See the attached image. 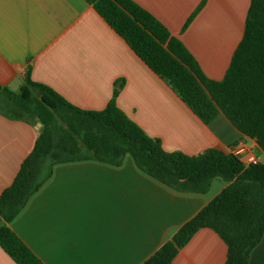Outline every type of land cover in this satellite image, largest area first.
Here are the masks:
<instances>
[{
	"label": "crops",
	"instance_id": "crops-1",
	"mask_svg": "<svg viewBox=\"0 0 264 264\" xmlns=\"http://www.w3.org/2000/svg\"><path fill=\"white\" fill-rule=\"evenodd\" d=\"M156 16L221 80L244 32L251 0H134ZM30 76L86 110L104 109L118 88V106L168 151L246 147L264 163L257 141L220 114L204 123L86 0H0V83L20 87ZM41 125L0 114V196L32 152ZM227 183L206 193L177 190L123 164L84 159L56 164L52 176L10 224L45 264H142ZM218 233L200 229L172 264H225ZM0 264H18L0 245ZM249 264H264V236Z\"/></svg>",
	"mask_w": 264,
	"mask_h": 264
},
{
	"label": "trees",
	"instance_id": "trees-1",
	"mask_svg": "<svg viewBox=\"0 0 264 264\" xmlns=\"http://www.w3.org/2000/svg\"><path fill=\"white\" fill-rule=\"evenodd\" d=\"M86 1L204 123L224 114L264 151V0H251L244 36L221 80L209 78L185 44L136 1ZM119 91L104 109L86 110L30 76L19 91L0 83V114L41 125L34 149L0 196L2 248L18 264H45L10 224L50 179L55 165L84 159L121 165L130 154L141 170L180 191L206 193L215 178L227 183L142 264H172L202 228L214 230L226 243L225 264H249L264 236V163L246 165L237 154L219 148L197 155L168 151L118 106Z\"/></svg>",
	"mask_w": 264,
	"mask_h": 264
},
{
	"label": "built area",
	"instance_id": "built-area-1",
	"mask_svg": "<svg viewBox=\"0 0 264 264\" xmlns=\"http://www.w3.org/2000/svg\"><path fill=\"white\" fill-rule=\"evenodd\" d=\"M246 150L247 149L243 144L238 143L233 147L232 152L240 156L246 165L260 162L254 154H250L243 158L242 156L246 153Z\"/></svg>",
	"mask_w": 264,
	"mask_h": 264
},
{
	"label": "rangeland",
	"instance_id": "rangeland-1",
	"mask_svg": "<svg viewBox=\"0 0 264 264\" xmlns=\"http://www.w3.org/2000/svg\"><path fill=\"white\" fill-rule=\"evenodd\" d=\"M12 90H14V91H19V90H20V87H15V88H13Z\"/></svg>",
	"mask_w": 264,
	"mask_h": 264
}]
</instances>
